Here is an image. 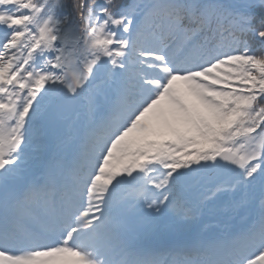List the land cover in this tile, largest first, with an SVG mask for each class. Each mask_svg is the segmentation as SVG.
<instances>
[{"label": "snow or ice", "instance_id": "obj_1", "mask_svg": "<svg viewBox=\"0 0 264 264\" xmlns=\"http://www.w3.org/2000/svg\"><path fill=\"white\" fill-rule=\"evenodd\" d=\"M0 264H264V0H0Z\"/></svg>", "mask_w": 264, "mask_h": 264}]
</instances>
